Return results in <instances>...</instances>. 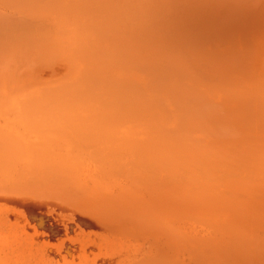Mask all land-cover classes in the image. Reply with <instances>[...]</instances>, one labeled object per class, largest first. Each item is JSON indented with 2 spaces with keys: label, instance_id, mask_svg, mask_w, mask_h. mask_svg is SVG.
Instances as JSON below:
<instances>
[{
  "label": "bare ground",
  "instance_id": "6f19581e",
  "mask_svg": "<svg viewBox=\"0 0 264 264\" xmlns=\"http://www.w3.org/2000/svg\"><path fill=\"white\" fill-rule=\"evenodd\" d=\"M36 1L0 0V4H5L0 5V37L3 34L5 39L4 36L8 34L3 32L10 34L11 28L13 34V28L21 24L18 19L24 20L28 13L33 14L30 11L34 10H29V3L34 2L37 6ZM112 1L78 0L75 7L71 3L75 12L69 11L62 20L71 19V25L79 27L80 30L84 29V32L88 27L98 38V43H89L88 36L75 37L72 48H67L71 61L67 65L70 69L69 76L62 83L65 85L63 93L59 96V91L53 92V88L38 94L32 92L30 98H46V103L44 101L40 108L37 100L36 103L30 100L37 104L38 110L34 109L36 105L31 109L30 106L21 104L24 108L21 106L19 111L21 113L22 110V118L25 119L22 123L28 137L32 139L34 136L37 141L46 143H81L80 146L83 143H98L94 149L95 157L99 162L100 159L106 162V165L103 164L104 182L100 183V189L110 191L111 187L113 193L110 194H114L115 181L126 177L130 179L131 184L128 182L130 185L126 183L127 186H121L116 194L120 195V198L122 196V200L134 196L145 197L146 201L143 198L140 200L142 203L145 201L144 207L150 206L160 213L169 211L168 207H173L175 211L194 209L205 216L204 220L210 228H215L212 230L215 233L220 232L221 227L264 229V71L261 73L263 69L260 72L258 67L262 75L259 72L256 74L257 64L252 56L254 49L252 53L251 49L245 50L243 46L238 45L240 42L234 41L233 28L229 26L231 23L227 24L230 18L226 13L228 7H222L220 10L218 7L225 0H130L132 3L139 2L136 7L140 6V9L136 8L137 11L133 5V11L136 12L132 14L133 18L129 16L130 13L127 16L121 11V6L119 11L117 5L116 8L111 3L108 5L109 2L120 5L124 0ZM106 2L107 5L103 4ZM44 3L46 2H43L45 6ZM224 3L226 4L223 2L221 6H224ZM84 4L86 8L88 5V10L81 11V7L85 8ZM55 7L57 8V4ZM129 8L132 10V7H128L127 12H130ZM46 9L48 15V6ZM233 9L229 13L233 12ZM41 10L42 14L45 9ZM36 13L34 12L33 17L29 15L31 19ZM40 13L38 14L42 16ZM233 13L232 17L235 15ZM235 17L234 22L237 23ZM20 27L24 30L22 25ZM74 31L76 30L70 29L67 31L69 33H63L67 37ZM14 36L11 40H15ZM101 36L107 40L104 46L99 43ZM26 38L28 39V36ZM2 43L5 44V41L0 42ZM1 53L0 56L4 54ZM5 56L6 54L0 57V60ZM29 56L31 58V55ZM205 67L213 70L216 77V81H212L209 73L208 83L212 81V84L203 82L201 78L198 80L196 68L208 73V68ZM202 75L200 73V77H203ZM204 75L208 79L207 74ZM147 76L149 83L145 81ZM5 83L7 85V82ZM8 88L6 86L7 91ZM29 97L26 98L27 101ZM54 99L58 101L57 107L52 103L55 102ZM0 134V159H6L5 162L1 161L0 167H4L2 162L7 164V159H10V164L16 158L20 161L19 156L14 158L13 155L16 153L13 151H17L19 146L17 145V150H9L14 149L16 145L13 147L9 144L12 142L8 143L9 136L5 133L0 131ZM5 139L9 147L5 145ZM21 148L23 146H20ZM19 152L21 154V150ZM90 152L92 153L89 150L88 153ZM49 155L47 154V157ZM40 158L42 162L48 159L46 156ZM38 162H35L36 165L43 166L42 162ZM46 163L52 165L53 161ZM46 165L44 163L43 167ZM51 165L47 167L51 168ZM59 165L58 168H62V171V164L61 167ZM18 166L20 165L15 167ZM40 166H36L38 173L42 168ZM54 166L53 170L46 167L45 171H56V165ZM33 169L32 172L35 171ZM2 171L0 174L3 175L5 171ZM40 173L38 177L49 175L46 172ZM62 174L60 176H63ZM6 175L5 177H8ZM2 177L0 179H4ZM53 178L51 181H55ZM12 180L14 179L10 181ZM3 181L5 182L1 180ZM25 181L23 180L24 184ZM11 182L0 185L2 194L20 195L22 193L19 192L25 191L24 189H29L27 192L31 189L34 191L35 185L30 187L23 186V182ZM36 184H42L37 187L44 189L51 183H46L44 188V182ZM105 196L108 199L109 192L105 193ZM133 200L135 202V199ZM116 201L123 204L121 200ZM139 205L142 206L141 203H136L128 209L140 210L141 208L137 207ZM202 222L205 223L203 220ZM230 237L232 240L225 238L224 242L216 246V250V247H212V251L216 252H211L215 257L209 255L210 259L214 257L212 259H216L218 264H230L236 250L237 259H240V247L244 250V256H250V252L254 253V249L249 246V250L242 246L245 244L240 242L239 236L233 238L232 233ZM260 244H264V237L257 241V245ZM253 264L259 263L255 260Z\"/></svg>",
  "mask_w": 264,
  "mask_h": 264
},
{
  "label": "rangeland",
  "instance_id": "374dc122",
  "mask_svg": "<svg viewBox=\"0 0 264 264\" xmlns=\"http://www.w3.org/2000/svg\"><path fill=\"white\" fill-rule=\"evenodd\" d=\"M39 1L37 0L36 3L37 2L39 3ZM51 1L52 0H45V1L43 0V2H46L47 4L49 3L48 5L44 3L45 6L43 5L42 0L39 4L37 3V6L36 4L34 5V2H32L33 4L28 2L31 5L29 6V10L30 8L34 10L33 12L30 11L33 14L30 15L28 13L24 18V20L18 19V23H21L18 26L20 27L22 25L24 27V30H22L21 27H20L21 29H19V27L17 26L16 28H13L14 29L13 34H11L12 28L9 30L10 34L8 32H3L8 34L4 36L5 39L7 38L6 40L3 39L2 37L3 34L1 35L2 41L0 42L5 41V44L4 43L0 44V49H1L0 53L1 52H2L1 54L4 53L0 57L4 56L5 54L6 56L4 58H1L0 60V62L4 60L0 64L1 66L0 67V105L2 104L1 103L2 92H30L33 89H35L34 87L37 88L42 87V89L46 88L43 90L40 88L37 89L36 93L38 94L39 92L49 91L50 89H52L50 87H54L62 83L69 76L70 69L67 65L70 63L71 58L67 48L68 47L72 48L73 45L72 41L75 37L88 36L89 43L90 41H92L93 43L94 42L98 43V38L94 33L89 31L88 27H86L85 30L86 32H84V29L80 30L78 29L79 27L72 26L71 23L73 21L71 19L62 20V18L65 17L66 14H69L70 12H75V10L73 9V5L75 7L78 0H62L61 2L60 0H55V2L53 0L52 1L53 3ZM127 1L129 2L130 0ZM127 1L124 0L123 1L124 4L122 2L120 3V5L118 3L113 4L112 3L113 1L109 3L106 2L103 4L107 5L108 3L109 5L111 3L112 6H114L115 8L117 5V9L119 11L121 10L120 9L121 6L122 7L121 11H123L127 16L130 13L129 16L133 18L134 15L132 14H134L135 12L133 11L134 10L133 7L135 6V10H137L136 8L140 9V6L136 7V4L138 5L139 2L128 3ZM219 2L221 3L222 1ZM223 2H226V4L224 3V6H221ZM223 2L221 4L219 3L221 7L220 6L218 7L219 10L222 9V7L224 8L228 7L227 14L230 15L231 19L228 17L230 20L228 19L229 22H227V24L233 23L232 26L231 24H229V26L230 28L231 27L233 28L232 35L234 41L240 42L238 45L243 46L245 50L251 49L252 52L254 49L253 52L255 54L252 52L253 53L252 56L254 61H256L255 63L257 64L256 74H258L257 72L259 71L261 72L262 69L263 70L261 73H263L264 71V65H263L264 64V0H236V1L225 0ZM56 4H57V8L55 7ZM70 4L72 5V7ZM69 5L71 8L68 7ZM47 6L49 9L48 15L46 9ZM83 6L85 7V4ZM86 6L88 8V5ZM128 7H132V10L131 8H129L130 12H127ZM51 8L53 9L50 10ZM87 8L81 7L80 9L81 11L82 9L83 11H86L88 10ZM35 9L36 10L39 9L37 10L38 12L35 11ZM41 9L42 10L45 9V10L42 11ZM232 9L234 13L233 12L229 13L230 10L232 11ZM40 10L42 11V14L40 13ZM34 12L37 13L35 14V17L31 19L30 16L33 17ZM38 13H40L42 16H40ZM232 13L235 14L233 15V17L231 15ZM43 16L45 17V19ZM235 16H238L239 19L238 18L236 19ZM234 17L236 20H238L237 23L234 22ZM36 23H40V24H36ZM65 23H67V25H65ZM70 29H75L76 31L70 32V36H68L69 34L67 35V37H69L68 39L67 37L64 36L65 34L63 32L65 31V33H69L67 31H69ZM27 31H29L30 33L29 32L27 33ZM239 33H243V34L239 35ZM19 34L20 35L22 34L21 37H19L20 36ZM23 35H25L24 38L22 37ZM12 36H14L13 39L15 40H11ZM27 36L28 39L26 38ZM29 36L33 41L29 39L30 38ZM13 43L16 44L14 45ZM99 43L100 46H104L107 43L106 38L101 36ZM1 47L2 48L5 47L6 49L3 48L4 50H2ZM6 52L9 54H7ZM25 53L28 55H26ZM29 55H31V58ZM20 60H22V62H18ZM258 67H259V71H258ZM200 69L198 70V68H196L197 70L196 73L199 74L198 80H200L201 78L203 82L208 83L210 78L209 76L210 73L212 77L211 80L214 82L216 81V77L213 75L212 69H211L212 71H210V68H208V70L206 69L208 73L207 72L203 73V71L201 72ZM199 71L201 75L203 74L202 75L203 77H200V73H198ZM260 72L259 74L262 75ZM204 74H207L208 79ZM146 79L149 82L148 76ZM212 81H210L208 84L214 83ZM5 82H7V85ZM6 86L9 87L8 91L6 90ZM54 91H56V89L53 90V92ZM61 93H63V91L59 92V96ZM40 97H41L40 100L41 101L43 100V102H40L39 99L38 100L36 99L38 101L37 102L32 97L31 98L29 97L30 99L28 101H27L28 98L25 99V101L28 102L29 105H27L26 102L21 100L19 102L20 104L19 108L22 109L24 105L25 107L30 106L32 109L36 105L34 109L38 110L37 104H34L30 100L34 101L35 103L36 102L39 103L38 105L40 108V105L42 106V104H44V101L46 100V98H43V96ZM55 99L53 100L55 102L52 101L51 102L53 103L54 107H57L59 104L58 101L56 102V100H59V98L56 100ZM24 103H26V105ZM16 114H19L20 117H24L22 114V110L21 113L19 111V113L17 112ZM12 117L14 118L13 111H6V112L1 111L0 123L4 124L5 120L7 121L10 118L12 119ZM24 120L25 119L22 118V121ZM22 124L24 125V123ZM23 128L22 129L20 128L21 130L20 132L22 133L23 130H25L26 133L25 125L23 126ZM5 134L8 137L7 133ZM28 136L29 135H27L26 133V141L32 142V139H30ZM9 138L8 139L6 138L7 140H10L8 141V143L12 142L9 144H11L13 147L16 145L14 149L9 148V150L12 151L18 149L17 150L18 152L19 150H21L22 155L19 154L20 152L18 153L17 151H13L16 152L13 154L15 156L14 158H16L17 156H19L20 158V161L18 158H16L17 159V160L15 159L17 161L16 162L15 160H13V155H11L13 152H11L10 155L12 156L13 161H11L12 163L10 164L9 163L10 159H7V164L9 163L8 165L6 163H5L6 165L4 164L6 159L5 161L0 159V165H1V161H4L2 162V164L5 167L4 168L3 166H1L2 169L0 167L1 169L0 172L3 169H6L8 171L6 172L5 170H3L5 171V173L3 175L0 174L1 176L4 177V179H0V185H2L3 183H9L11 182L10 181L11 179H14L12 180L13 183L18 184V183H22L23 180H26L25 181L26 184H24L23 182V186L35 185L36 187L34 186L35 187L34 188L32 186L34 191H32L31 189L30 192H27V190L29 189H24L25 191L19 192L22 193L20 195L2 194L0 192V263L2 264H61V263L62 264H148L151 263L148 261H153L160 264L161 263L218 264V261L216 259L214 260L212 259L215 257L214 253L216 252L214 250L212 251V247L214 248L216 246H219L220 243L224 242L223 240L225 238L232 240V238L230 237L232 233H233V238L234 236H239L240 242H242V244H245L242 246L246 247L247 249L249 246V248L254 249V253L249 251L250 256L249 255L244 256V250L243 248L240 247L238 249V255L240 259H237V254H236L237 250H236L233 260H230V264H253V261L255 260L259 264H264V244L262 245L260 244V246L257 245V241L260 240L262 237H264V229L261 227H253V228L246 227V229H240L236 227L235 228L221 227V231L215 233L212 231L215 230V228H210L208 222L204 220L205 216L201 213L194 211V209H183L180 211H175L173 207H168L169 211L160 213L154 209H151L150 206L144 207V202L146 201L145 197L143 198L142 196L140 197L134 196L129 199L125 198V200L123 198L122 200V196L120 198V195H116V194L118 190H120L121 186H127V184L128 185L131 184V181H129L130 179H127L126 177L121 178V180L118 179L115 181L114 185L116 188L115 191L116 193L110 194L112 192L111 187L109 188L110 191L101 190L100 183L104 182L103 180L104 173L102 170H104L103 166L106 165V162L102 161L103 159H100L99 162L98 159L95 157L94 149H96V144L98 143H83L82 144L83 146L79 145L81 143L79 144L22 143L21 144V143H13V141H11L12 139ZM6 139H5V143H6ZM8 143H6L5 145H7ZM75 145H77L78 147ZM7 146L9 147L10 145ZM20 146H23V148L20 149ZM16 147L18 148L16 149ZM87 147L88 149H86ZM48 150L50 151V153ZM87 150L92 151V153L91 152L88 153ZM32 151L34 152L32 153ZM78 152L80 154H78ZM81 153L82 154L87 153V154L82 155ZM47 154L50 155L47 157ZM90 154L93 155L91 156ZM39 155L43 156V158H45L46 156V158L48 159H46V161L43 160L44 162H42L41 160L42 158L39 159V157H41ZM34 156H36L35 159ZM58 156L60 159L58 158ZM56 157L58 158V160ZM50 158L55 159L52 160L53 163ZM85 158L87 160H85ZM36 159L42 162L43 166L44 163L47 165L45 167H43L42 165L41 166L36 165V163L37 164L39 163ZM32 160L35 161L36 163L33 162ZM54 161H56L60 165ZM58 161H60L61 163ZM46 162H51L53 167L51 164ZM20 163L24 165L26 164L25 167ZM29 164L31 165V167ZM61 164L62 167L63 164L65 167V168L63 167L62 171H61L62 168L60 169L58 168V165L61 167ZM17 165L22 166L24 171L20 166L16 168ZM35 165L42 167L41 169H44L43 172L40 169V171L42 172L40 173L39 171L40 174L46 172V174L49 173V175L47 174L45 176L44 174V176L41 175L40 177H38L39 173L37 172L38 170L36 169ZM48 165L49 167L51 165L52 169L47 167ZM54 165H56L55 168L56 171L49 172V170H53V168L55 167ZM6 166L8 167V169ZM33 166L35 167V169H33ZM46 167L49 168V170L47 169L45 171ZM31 169L35 171L32 172ZM16 170L18 171V173ZM59 171H61V174L63 172L62 174L63 176H60L61 174L59 175L60 173ZM6 173L11 175H6ZM12 173L14 177H12L13 176ZM15 173L17 175H15ZM5 175L8 177H5ZM58 175L62 179L57 177ZM17 176H19V178H17ZM74 176L78 178L75 179ZM47 177H49V179ZM46 178L48 179V181ZM51 178H53L52 180L55 181H51ZM55 178L58 181L61 180V182L60 181L57 182ZM1 180H5V182L4 181L1 182ZM63 180L65 182H63ZM41 181L44 182L42 188L46 187L45 186L46 183H51V184L49 185V187L41 189V187H37L39 184H36V182L43 183ZM68 181L69 183H67ZM128 182H130V184ZM36 188H38L39 190H37ZM107 192H109L110 195L108 199L105 196V193ZM15 198L17 199V201ZM142 198L145 200L143 203L141 202ZM133 199H135V202ZM116 200L119 201L121 200V203L123 204L118 203ZM136 203L142 204V206L141 205L137 206L141 209L140 210L132 209L133 212L130 211L128 207L134 206ZM122 210H124V212ZM202 220L205 222L204 224ZM221 232H223L222 235ZM113 243L114 245H111ZM114 247H116L117 250ZM114 249L117 251V253ZM214 249L216 250L217 247ZM211 252H214L212 253L213 255H211ZM209 255L214 256L211 257L213 262L210 259ZM86 256L89 258H87Z\"/></svg>",
  "mask_w": 264,
  "mask_h": 264
},
{
  "label": "crops",
  "instance_id": "0c3cea01",
  "mask_svg": "<svg viewBox=\"0 0 264 264\" xmlns=\"http://www.w3.org/2000/svg\"><path fill=\"white\" fill-rule=\"evenodd\" d=\"M227 13V12H226ZM233 34V33H232ZM243 33H239V35H242ZM146 82H148L147 79H145ZM63 83V82H62ZM60 83L57 86L54 87H50L53 89H56V91H63V84ZM149 83V82H148ZM35 89H33L30 92H2L1 93V105H0V112L1 111H13L14 114V118L12 117V119H8L7 121H4V124L0 123V131H2L3 133H7V135L15 142L17 143H46V142H42V141H37L36 137H31L32 138V142H27L26 141V133L25 130H23V132L21 133L20 128H23V124H22V117L19 116V114H16L17 112L19 113V102L16 100H25L26 98H28L32 92L36 93V90L38 89L37 87H34ZM42 88V87H39ZM59 88V89H58ZM46 89V88H43ZM25 97V98H24ZM21 127H20V126ZM24 129V128H23ZM13 136V137H12ZM13 142V143H14ZM15 142V143H16Z\"/></svg>",
  "mask_w": 264,
  "mask_h": 264
}]
</instances>
